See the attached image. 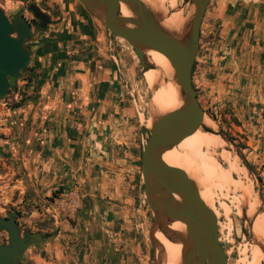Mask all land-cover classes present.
I'll list each match as a JSON object with an SVG mask.
<instances>
[{
    "label": "crops",
    "instance_id": "crops-1",
    "mask_svg": "<svg viewBox=\"0 0 264 264\" xmlns=\"http://www.w3.org/2000/svg\"><path fill=\"white\" fill-rule=\"evenodd\" d=\"M213 1L220 39L208 54L199 51L193 82L206 96L226 101L247 130L264 137V0ZM67 9L32 49V79L19 82L25 105L12 113L17 141L11 151L15 169L27 170L45 197L64 188L48 204L54 218L72 219L81 210L75 229L60 219L57 238L29 247L25 264H116L124 253L113 250L121 236L110 226L120 219L119 206L111 201L105 207L104 199L123 189L128 157L139 152L141 160L149 130L145 126L138 138L126 127L132 106L124 97L127 53L118 38L84 11ZM84 184L91 193L83 194ZM112 186L116 190L109 191ZM91 218H101V225Z\"/></svg>",
    "mask_w": 264,
    "mask_h": 264
},
{
    "label": "water",
    "instance_id": "water-1",
    "mask_svg": "<svg viewBox=\"0 0 264 264\" xmlns=\"http://www.w3.org/2000/svg\"><path fill=\"white\" fill-rule=\"evenodd\" d=\"M85 10L99 21L111 35L126 40L134 49L145 72L158 70L150 62L147 52L156 51L170 62L174 74L164 76L163 84L175 83L179 87L182 105L172 111L163 112L153 107L152 99L156 89L152 88L150 102L151 123L146 125L150 137L142 152L141 174L144 184L146 203L154 215L150 229V241L155 254V264L167 261L163 244L157 234H163L173 243L181 244L182 264H228L227 251L220 241L219 220L213 208L202 196L198 177H193L183 169L173 168L163 161L164 154L177 147L180 142L197 131L220 136L231 149L233 155L241 160L242 168L255 179V171L245 165L247 162L239 148L226 133L217 127L214 130L204 124L208 118L203 110L198 93L193 84V68L200 51L201 29L205 14L212 0H184L181 7L168 12H155L142 0H77ZM189 5L185 15L184 9ZM125 8L130 16H124ZM27 12L40 21L39 30H32L31 24L21 17L22 13L6 16L0 9V99L10 94L11 87L22 77L32 59L31 42H37L49 30L57 25L61 17L53 21L44 4L31 3ZM181 12L185 20L181 33L166 29L163 19ZM210 119V118H209ZM211 120V119H210ZM212 121V120H211ZM213 122V121H212ZM263 204V196L258 189ZM249 207V206H248ZM248 208L242 209L244 221L249 222L253 230L255 218L247 219ZM259 212H262L260 208ZM175 222L185 225L186 232L171 228ZM9 236L8 245L0 246V264H22L25 252L40 242V235L31 239L21 237L16 216H0V233ZM27 235L29 230L26 231ZM262 250L263 243L254 240Z\"/></svg>",
    "mask_w": 264,
    "mask_h": 264
},
{
    "label": "rangeland",
    "instance_id": "rangeland-1",
    "mask_svg": "<svg viewBox=\"0 0 264 264\" xmlns=\"http://www.w3.org/2000/svg\"><path fill=\"white\" fill-rule=\"evenodd\" d=\"M142 1L146 4L144 0ZM154 1L157 4L159 3L158 5L161 6L162 9L164 7L168 12L172 11L175 7H181L184 3V0ZM212 1L208 7L211 11L208 13L207 9L201 29L200 50L202 51V55L208 54L211 52V49L217 47L216 43L220 39L215 19L212 18V9L214 8ZM31 3L44 4L46 10L49 11L54 18H58L59 16L62 19L65 17L66 12H68V7L73 8V13L77 10H81L90 15L77 0H0V9L4 10L8 16L17 13H25L27 17H30L31 15L26 9ZM213 4H215V1H213ZM188 11L189 5L185 7L184 14L186 15ZM178 13H174L171 16H180L183 20V14L181 12ZM50 28L51 26L49 29ZM46 33H48V31H46L40 39H42ZM117 41L127 53V62L123 70L122 79L123 85L125 86L124 97L131 101L132 117L126 127L131 128L133 134H136L135 136L140 138L142 133L145 134V126L151 123L150 102L153 90L146 82L144 70L133 47L124 39L118 38ZM29 45L32 49L37 46L35 42H31ZM262 60H264V56ZM152 63L154 64V62ZM31 64L30 62V67ZM261 66L264 67V61L261 62ZM153 72L155 73L156 80L159 81L157 85L159 86L158 94L160 96L162 93L161 89H164L166 84H163V78H161L157 70H153ZM25 74L27 75L28 73ZM193 84L198 93L200 104L207 117L210 118L220 130L224 131L228 137L233 139V143L239 148L245 160L255 170L254 179V177L249 176V173L242 168L241 160L238 157L235 158L233 153L228 151V148L231 149L230 145L222 139L220 147L214 149V151L212 150L213 157L215 158L217 153L223 156L225 155L224 157L231 156L232 159L239 162L240 174H236L233 177L231 176L229 183L227 182L228 184H226V182L221 181L219 176L226 175L225 171L227 167L225 166L223 168L220 165L214 164V162H212L213 157H210L208 165L211 171L206 178V182L201 178L196 179L199 181V186L205 184L204 186L202 185V187L200 186V190L201 192H205L207 204L209 203L218 216L220 241L227 251L228 264H251L256 250H261L260 246L254 240L260 243L262 241L258 240L260 238L258 237L259 234L256 229L253 228L252 230L249 226V222L244 221L242 209L243 207L248 208L247 219L253 220L259 213L260 208H262V212L258 215L261 214L264 221V203H261L258 196V189H260L264 201V137H259L247 130V126H243V121L235 116L233 109L228 106L226 101L216 100L213 99V97L210 98L206 96L200 88H196L199 83L193 82ZM25 95L22 85L18 83L17 89L11 95L4 99H0V216L4 217L10 213L16 214L22 233L24 230H29L33 235L39 234L42 236V241L48 243L57 238L59 232L56 228L61 226L60 219H68L74 229L77 227V218L80 216L79 211L81 207L76 211L72 219L65 218V216L62 217L63 214H61V218L59 219L54 218L48 211V204H52L55 198L62 195L63 191L59 192L60 188H57L53 191V196L45 197L37 189V186L32 185V182L29 181L27 170L23 168L20 170L15 169L14 165L16 161L12 157L13 151L11 150L13 147L12 143L17 141V125L15 119L13 120L12 113L13 111L21 109V107H16L17 103L23 100L25 105ZM234 119L238 120L239 125L235 123ZM1 128H8L9 131L4 133ZM144 147L140 149L142 150L141 152H143ZM222 150L225 152H222ZM7 151L8 153L5 156L4 152ZM229 152L230 155L228 154ZM138 156L139 152L138 154L134 153V156L128 157L127 167L129 168L125 171L126 179L124 180L123 189L120 187L119 195H113L112 200L104 199L107 204H104L105 207L112 206V204H109L111 201L114 203L113 205L120 207L116 210L120 212L119 215H117L120 219H118L114 225L110 226L113 231L117 229L121 236V240L116 241L117 246L114 247L113 250L115 251L121 248L124 253H119L116 256V264H155V254L150 241V229L154 222V215L146 203L141 166H139L140 161H136ZM235 160H233V163L236 164ZM214 166H216V168ZM218 166L219 168H217ZM221 167L223 170H220ZM241 169H243V171H241ZM230 171L232 172V169H230ZM210 175L212 178L209 177ZM244 176H246V178ZM232 181L235 183L238 182L249 189L254 201L259 204L258 210L251 213L249 212L248 201L245 200L242 194L243 192L234 190V183L229 189V184ZM73 189L76 190L75 187H73ZM81 189L83 190V194L91 193L92 190L87 184H84ZM108 190L114 191L116 189L112 186L109 187ZM80 200L82 201V198H80ZM107 209L109 210V208ZM73 220L75 221L73 222ZM100 220L99 222H92L91 218L89 221L95 224L100 223L101 225L102 220ZM103 222H105V220ZM95 230L97 231V228ZM7 236L8 234H5V238ZM35 245L40 247L43 243H37ZM27 252L28 250L24 254L22 264H25L28 260V255H26ZM261 264H264V258Z\"/></svg>",
    "mask_w": 264,
    "mask_h": 264
},
{
    "label": "bare ground",
    "instance_id": "bare-ground-1",
    "mask_svg": "<svg viewBox=\"0 0 264 264\" xmlns=\"http://www.w3.org/2000/svg\"><path fill=\"white\" fill-rule=\"evenodd\" d=\"M144 1L146 2V5L150 6L155 12H158V13L162 12L163 9L161 8V6L158 5L159 3L157 4L154 0H144ZM122 13L124 16H130V13L125 8H123ZM162 25L166 29H169L173 32L182 33L185 27V20L184 19L182 20L180 16L179 17L171 16V17L164 18ZM147 56L150 62H154V64L157 66L158 68L157 72L161 76V78H164L165 75L168 77L173 76L174 74L173 68L165 56H163L162 54L156 51H148ZM154 72L153 70H149L145 72L144 74L146 82L151 88H155L156 86H158L157 84L159 82L156 80ZM161 90H162V93L160 96L158 94V89H156L154 93V96L152 99V105L154 108L160 111H163V112H169V111L179 108L182 105V99L180 97L179 87L177 84L168 83L166 84L164 89H161ZM204 124L214 130H217V125L213 123L209 118H205ZM221 142H222V138L220 136L209 134L202 130H199L195 134L184 138L180 142V144L174 149L167 151L163 156V161L173 168L183 169L187 173H189L191 176L201 178L202 180L206 182V178L209 172L211 171L208 165V162H210V157H213L212 150L214 151V149H218L221 145ZM223 151L224 150H222V152ZM228 154L230 155V152ZM224 156L217 153L215 158L213 157L212 162H214V164L222 166L223 168L225 166L227 167L226 168L227 170L225 169L226 175L224 176L221 175L219 177L221 178V181L226 182V184H228L231 176L233 177L236 174L237 175L240 174V169H239V164H238L239 162L237 160L232 159L231 156H229L230 158L224 157ZM233 160H235L237 165L233 163ZM214 167L216 168V166ZM222 167L220 168V170H223ZM217 168H219V166ZM230 169H232V172L230 171ZM241 171H243V169H241ZM246 176L244 177L246 178ZM209 177L212 178L211 175ZM230 184H229V189H230V186L233 185L234 190L243 192L242 194L245 200L248 201L250 213L255 210H258L259 204L254 201L252 194L250 193L249 189H247V187H244L238 182L235 183L233 181L230 182ZM202 185L200 186L202 187ZM201 196L203 200L207 203L205 199V196H206L205 192H202ZM171 228L181 233L186 232L185 225L182 224L181 222L173 223L171 225ZM253 228L256 229V231L259 234L258 237L260 239L258 240H261L262 241L261 243H263L264 245V221L261 217V214L255 218ZM157 239L163 244L164 249H165L166 258H167V261L165 264H182V249H183L182 245L169 241L161 233L157 234ZM261 250L260 251L256 250L255 254L253 253L254 256H253V261L251 264H261V262H263L264 250L262 251Z\"/></svg>",
    "mask_w": 264,
    "mask_h": 264
},
{
    "label": "flooded vegetation",
    "instance_id": "flooded-vegetation-1",
    "mask_svg": "<svg viewBox=\"0 0 264 264\" xmlns=\"http://www.w3.org/2000/svg\"><path fill=\"white\" fill-rule=\"evenodd\" d=\"M43 12H45V13H47V14H49L50 16H51V19L53 20V21H57V20H59L58 18H54L53 17V15L49 12V11H47V10H43ZM6 14V13H5ZM30 17H27V14H25V13H23V14H21V17L22 18H24V19H26L27 21H28V23L29 24H31V26H32V30L33 31H35V30H39L40 28H39V25H33V23L36 21L38 24H40L41 22L40 21H38V20H36L34 17H33V15L30 13ZM6 16L7 17H9L7 14H6ZM51 27L52 26H55L54 24H52V25H50ZM30 70H33L31 67H30V65H28L27 66V68H26V70L24 71V72H22V77L20 78V79H17L16 80V84H15V86H13V87H11V89H10V94L9 95H11L16 89H17V85H18V83L22 80V81H30L32 78H31V76L29 75V71ZM25 73H28L27 75L25 74ZM8 95V96H9ZM11 216H16V218H17V222H18V217H17V215L16 214H14V213H10L9 215H7V216H4L3 218H9V217H11ZM20 231H21V229H20ZM7 234L6 232H2V233H0V235H1V238H0V246H3V245H8V242H9V236H7L6 238H5V234ZM32 236H33V234H31V232L29 231V234L27 235V233H26V230H24L23 231V233H22V231H21V237L22 238H24V239H31L32 238ZM43 237L42 236H40V239H42ZM31 247V246H30Z\"/></svg>",
    "mask_w": 264,
    "mask_h": 264
},
{
    "label": "trees",
    "instance_id": "trees-1",
    "mask_svg": "<svg viewBox=\"0 0 264 264\" xmlns=\"http://www.w3.org/2000/svg\"><path fill=\"white\" fill-rule=\"evenodd\" d=\"M195 67H196V62H195V64H194V68H193V75H194V72H195ZM195 87V86H194ZM24 105V101L22 100L21 102H19V103H17L16 104V107H22ZM234 121H235V123L237 124V125H239V122H238V120L237 119H234ZM233 140V139H232ZM241 148H242V146H241ZM141 160H142V153H141ZM140 160V162H139V166H141L142 167V161ZM245 165L247 166V167H249V168H251V169H253L254 170V168L248 163V162H246L245 163ZM255 171V170H254ZM63 187H61L60 188V190H59V192L60 191H63ZM57 194V193H56Z\"/></svg>",
    "mask_w": 264,
    "mask_h": 264
}]
</instances>
